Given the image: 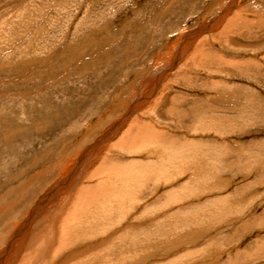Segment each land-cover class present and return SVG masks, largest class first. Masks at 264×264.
<instances>
[{"label":"rangeland","instance_id":"obj_1","mask_svg":"<svg viewBox=\"0 0 264 264\" xmlns=\"http://www.w3.org/2000/svg\"><path fill=\"white\" fill-rule=\"evenodd\" d=\"M80 263L264 264V0H0V264Z\"/></svg>","mask_w":264,"mask_h":264},{"label":"bare ground","instance_id":"obj_2","mask_svg":"<svg viewBox=\"0 0 264 264\" xmlns=\"http://www.w3.org/2000/svg\"><path fill=\"white\" fill-rule=\"evenodd\" d=\"M197 35V34H196ZM180 55H182L181 53H179ZM217 59V58H216ZM175 67V66H174ZM176 68V67H175ZM160 83V82H159ZM191 111V110H190ZM194 116V115H193ZM133 126V125H132ZM147 128V127H146ZM153 128V127H152ZM154 129V128H153ZM151 131V130H150ZM137 132V131H136ZM157 133V132H156ZM138 134V133H137ZM161 134V133H160ZM146 135V134H145ZM125 136V135H124ZM134 137V136H133ZM142 137V136H141ZM153 138V137H152ZM129 139V138H128ZM142 139H144V138H142ZM149 139V138H148ZM119 141V140H118ZM129 141V140H128ZM136 141V140H135ZM135 141H133V142H135ZM155 142V141H154ZM162 142V141H161ZM160 142V143H161ZM85 143V142H84ZM138 143V142H137ZM159 143V144H160ZM159 144H157V145H159ZM165 144V143H164ZM151 145V144H150ZM94 146V145H93ZM139 146H141V145H139ZM174 146H176V145H174ZM92 147V146H91ZM133 147H137V146H133ZM180 147V146H179ZM169 148V147H168ZM164 149V148H163ZM165 149H167V148H165ZM174 149V148H173ZM165 152V151H164ZM170 152H172V151H170ZM168 153V152H167ZM172 154V153H171ZM171 156V155H170ZM173 157V156H172ZM174 159H175V157H173ZM169 161V160H168ZM160 162V161H159ZM110 164V163H109ZM132 164V163H131ZM149 164V163H148ZM106 166V165H105ZM112 166V165H111ZM131 166V165H130ZM113 168H115L114 167V165H113ZM82 169V168H81ZM100 170V169H99ZM98 170V171H99ZM107 170V169H106ZM109 171V170H108ZM65 172V171H64ZM101 172H102V170H101ZM100 171H99V173H101ZM97 175V174H96ZM131 175V174H130ZM152 175V174H151ZM98 176V175H97ZM122 176V175H121ZM93 177H94V175H93ZM95 179V178H94ZM97 179V178H96ZM98 181V180H97ZM95 186V185H94ZM93 186V187H94ZM98 188H100V187H98ZM97 188V189H98ZM81 189V188H80ZM95 189H96V187H95ZM94 189V190H95ZM82 190V189H81ZM91 190L92 189H90V190H88V193L86 192V193H82L81 195H83V197H82V201L84 200V197L86 196V195H89V194H93V193H91ZM101 190V189H100ZM168 193V192H167ZM51 194V193H50ZM53 194V193H52ZM63 195V194H62ZM79 195V194H78ZM80 199V198H79ZM40 202V201H39ZM73 205H74V203H73ZM72 205V206H73ZM82 203H79V204H77V206H76V208L74 209V211H72V213H71V216H78V214L80 213V210H81V208H82ZM99 206V205H98ZM37 207V206H36ZM120 207V206H119ZM127 209V208H126ZM110 210V209H109ZM86 211V210H85ZM70 212V211H69ZM111 212V211H110ZM119 213V212H118ZM43 215V214H42ZM113 216V215H112ZM80 217L82 218V220H86L87 218L85 217V219H83L84 217H82V214L80 215ZM111 220V219H110ZM114 220V219H113ZM89 221H91V220H89ZM96 221V220H95ZM100 221V220H99ZM104 221V220H103ZM105 221H106V219H105ZM68 222V221H67ZM90 223V222H89ZM97 224V223H96ZM30 225V223H27V221H26V224H22V226H21V229H27L28 228V226ZM70 225V224H69ZM66 226V225H65ZM77 226V225H76ZM21 229H18L19 231V233H20V230ZM70 229V228H69ZM92 230V229H91ZM70 231V230H69ZM87 233V232H86ZM26 234V233H25ZM80 234V233H79ZM56 235V234H55ZM95 235H96V233H95ZM18 236V235H17ZM79 236V235H78ZM83 237V236H82ZM84 237H85V235H84ZM67 240V239H66ZM71 243V242H70ZM62 244H63V242H62ZM59 245V249H58V251L59 250H62L63 248L64 249H66L67 247H65V245L63 246V245ZM58 247V246H57ZM56 247V248H57ZM83 247V248H82ZM81 248L82 249H84V246H82ZM81 248L79 249V250H81ZM78 251V250H77ZM66 256V255H65ZM6 257V256H5ZM72 258V257H71ZM63 259V258H62ZM54 263V262H53ZM81 264V263H80ZM171 264V263H170Z\"/></svg>","mask_w":264,"mask_h":264},{"label":"crops","instance_id":"obj_3","mask_svg":"<svg viewBox=\"0 0 264 264\" xmlns=\"http://www.w3.org/2000/svg\"><path fill=\"white\" fill-rule=\"evenodd\" d=\"M212 21H213V20H212V19H210V20H208V22H207V23H209V25H211V24H210V22H212ZM207 25H208V24H207ZM206 27H207V26H206Z\"/></svg>","mask_w":264,"mask_h":264}]
</instances>
